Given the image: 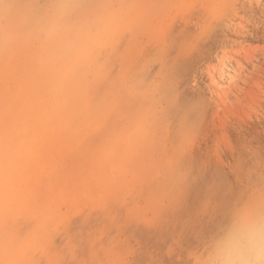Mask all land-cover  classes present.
<instances>
[{"label": "rangeland", "instance_id": "rangeland-1", "mask_svg": "<svg viewBox=\"0 0 264 264\" xmlns=\"http://www.w3.org/2000/svg\"><path fill=\"white\" fill-rule=\"evenodd\" d=\"M241 213L264 0H0V264H211Z\"/></svg>", "mask_w": 264, "mask_h": 264}, {"label": "clouds", "instance_id": "clouds-1", "mask_svg": "<svg viewBox=\"0 0 264 264\" xmlns=\"http://www.w3.org/2000/svg\"><path fill=\"white\" fill-rule=\"evenodd\" d=\"M211 264H264V217L238 214L215 241Z\"/></svg>", "mask_w": 264, "mask_h": 264}, {"label": "bare ground", "instance_id": "bare-ground-1", "mask_svg": "<svg viewBox=\"0 0 264 264\" xmlns=\"http://www.w3.org/2000/svg\"><path fill=\"white\" fill-rule=\"evenodd\" d=\"M49 190V189H48Z\"/></svg>", "mask_w": 264, "mask_h": 264}]
</instances>
